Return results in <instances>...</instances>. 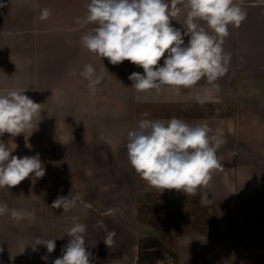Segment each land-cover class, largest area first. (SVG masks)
Masks as SVG:
<instances>
[{
    "label": "crops",
    "instance_id": "obj_1",
    "mask_svg": "<svg viewBox=\"0 0 264 264\" xmlns=\"http://www.w3.org/2000/svg\"><path fill=\"white\" fill-rule=\"evenodd\" d=\"M89 3L0 0L5 5L0 7V94L25 90L31 98L30 64L16 65L15 58L100 57L81 43V37L95 27L84 20ZM44 8L50 9L51 15L41 20ZM243 8L246 19L239 28L228 26L229 35L222 45L230 53L224 76L212 84L202 78L191 88L163 86L159 92L133 88L135 130L141 119L176 117L191 125L207 124L210 135L223 140L216 153L221 167L211 172V180L199 187L196 195L149 185L174 205L192 201L205 207L216 217L211 231L175 234L176 223L164 222L169 214L153 221L137 207L121 203L124 195H131V185L137 191L146 186L142 178L137 182L139 174L127 185L120 171L112 173L110 162L52 159L43 147L37 150L45 169L43 177L30 176L17 186L0 188V206L26 213L20 221L14 220L10 211L0 215V264H52L70 239L66 233L74 225L73 217L87 226L84 239L91 253L90 264H264V0H243ZM170 23L183 32L185 13ZM198 23L207 29L205 22ZM188 39L184 37L185 44ZM163 61L162 57L159 66ZM134 72L144 74L135 64ZM43 95L39 92L35 99L41 104V112L33 120L39 130H46L48 115ZM197 96L206 98L205 103H198ZM30 137L31 129L16 137L5 133L0 140L10 150L16 144L12 155L23 157L32 156ZM61 196L79 199L68 211L51 208ZM98 222L106 228L98 227ZM177 225L182 229V224ZM108 232H115L110 247L103 240ZM37 238L55 239V250L49 254L44 245H37L34 251ZM146 241L153 244L142 246ZM161 245L165 249L162 256L150 258V262L141 256L143 249L152 251ZM45 255L47 261L41 259Z\"/></svg>",
    "mask_w": 264,
    "mask_h": 264
},
{
    "label": "clouds",
    "instance_id": "obj_2",
    "mask_svg": "<svg viewBox=\"0 0 264 264\" xmlns=\"http://www.w3.org/2000/svg\"><path fill=\"white\" fill-rule=\"evenodd\" d=\"M182 12L186 24L183 32L170 23ZM50 15L51 10L44 8L40 19L46 20ZM246 17L243 0L240 3L235 0H90L84 20L95 27L81 37V43L113 65L128 60L142 67L144 74L133 72L128 77L137 92H159L163 86L191 88L202 78L212 84L225 75L230 53L222 45L229 35L228 26L239 28ZM198 21L205 22L207 29ZM185 36L189 37L187 44ZM162 57L163 65L159 66ZM80 76L88 81L89 91L95 94L103 75H96L94 67L86 64ZM24 91L0 94V136L8 133L16 137L33 128L41 104ZM196 100L203 104L206 98L197 96ZM211 131L207 124L191 125L176 117L167 121L141 119L137 129L128 133V160L150 186L194 196L199 187L209 183L211 172L221 167L216 153L223 140L210 135ZM15 148L10 150L0 140V188H12L30 176L45 175L38 153L18 157L12 155ZM78 199V196H61L53 201L51 208L68 211L76 206ZM9 211L16 221L26 215L16 209L9 210L7 205L0 206V215ZM76 220L73 217L74 225L66 233L70 239L62 249V256L52 264H90L91 253L86 250L84 239L87 226ZM98 227L106 228L102 222H98ZM114 236L115 232H108L104 243L110 247ZM37 245H44L49 254L56 247L55 239L37 238L34 251ZM41 259L47 261L48 256Z\"/></svg>",
    "mask_w": 264,
    "mask_h": 264
},
{
    "label": "rangeland",
    "instance_id": "obj_3",
    "mask_svg": "<svg viewBox=\"0 0 264 264\" xmlns=\"http://www.w3.org/2000/svg\"><path fill=\"white\" fill-rule=\"evenodd\" d=\"M22 62L26 66L30 64L31 99L35 102L41 92L47 101L46 130H39L38 122L33 121L29 143L32 156L38 153L39 148L46 147L52 159L110 162L112 173L113 170L120 171L127 185L130 184L136 174L127 154L128 133L135 130L134 89L133 82L128 79L134 72V64L125 60L113 65L101 57L15 58L16 65ZM86 64L94 67L96 75H103L95 94L89 91L88 81L80 76ZM19 141L21 143L22 139ZM137 178L139 183L141 177ZM145 184L141 191L131 185V195H124L121 203L137 207L140 214L153 221L160 220L161 214H169L164 222L167 225L168 222L176 223L175 234L198 229L206 233L211 231L216 217L205 207L192 201L183 206L174 205L167 195ZM149 214L150 217L147 216ZM177 224H182V229ZM151 244L153 241H146L142 246ZM162 248L161 245L152 251L143 249L141 256L150 262V258L165 253Z\"/></svg>",
    "mask_w": 264,
    "mask_h": 264
}]
</instances>
